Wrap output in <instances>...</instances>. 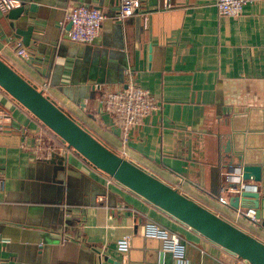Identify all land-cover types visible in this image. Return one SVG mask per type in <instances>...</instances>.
<instances>
[{
    "label": "crops",
    "instance_id": "crops-1",
    "mask_svg": "<svg viewBox=\"0 0 264 264\" xmlns=\"http://www.w3.org/2000/svg\"><path fill=\"white\" fill-rule=\"evenodd\" d=\"M22 2L36 4L40 41L26 45L0 12L1 58L108 147L264 242V225L217 200L226 112L264 106V0L247 3L236 18L218 15L212 0H142L126 19L118 17L121 0ZM80 4L105 14L92 43L69 36V15ZM17 42L28 57L17 55ZM69 60L81 67L103 61L112 73L93 89L84 83L93 72L68 80ZM128 67L160 109L124 140L101 100L125 88ZM0 182L3 264H159L162 253V264H176L161 241L145 236L148 220L182 237L183 264H248L64 148L1 87ZM57 207L77 221L70 234L58 233Z\"/></svg>",
    "mask_w": 264,
    "mask_h": 264
},
{
    "label": "water",
    "instance_id": "water-1",
    "mask_svg": "<svg viewBox=\"0 0 264 264\" xmlns=\"http://www.w3.org/2000/svg\"><path fill=\"white\" fill-rule=\"evenodd\" d=\"M37 12L36 4L21 2L19 7L5 14L15 34L21 36L26 45L31 40L40 41L41 23L32 22L37 19ZM81 64L69 60L67 78L80 82L85 71L93 72L94 77L87 76L84 82H94L93 89L100 88L112 73L103 61L87 67ZM0 87L94 167L248 264H264L263 241L108 147L1 57ZM223 122L228 129L218 137L219 144L224 142L219 167L224 170L228 188L247 182L239 192L229 193L227 205L235 211L253 208L254 223L264 225V106L232 105ZM55 210L59 213L58 233L70 234L69 228L75 227L73 223L77 221L71 217V212L65 213L59 207ZM162 257L163 253L159 254V264Z\"/></svg>",
    "mask_w": 264,
    "mask_h": 264
},
{
    "label": "built area",
    "instance_id": "built-area-1",
    "mask_svg": "<svg viewBox=\"0 0 264 264\" xmlns=\"http://www.w3.org/2000/svg\"><path fill=\"white\" fill-rule=\"evenodd\" d=\"M251 1L212 0L218 15L232 18L238 17L241 14L243 6ZM21 2L22 0H0V12H6L12 8L19 7ZM142 4V0H121L118 9L119 19H126L134 15L135 12L140 10ZM104 18L105 14L103 10L98 7H89L84 4L75 6L69 15V20L72 24L69 32L70 38L73 41L81 43L94 42L99 37ZM15 46L17 55L28 57V53L22 42H17ZM101 101L105 109L113 116L115 123L121 127L124 140L127 139L128 133L132 128L141 124L144 118L160 109L158 102H156V99L150 92L137 85L133 70L130 67L126 70L125 88L104 95ZM67 147V144L64 143V148ZM118 154L125 157L124 153ZM111 179L114 178L111 177ZM224 183L220 187V193L217 197L218 202L224 205L228 203L229 193L239 192L247 185V182H242L238 187L228 188L226 180ZM237 212L244 214L250 221H255V211L253 208L242 210L239 208ZM144 234L146 237L156 238L161 241L162 249L171 253L174 263L183 264L185 244L177 232L155 220H148L144 225ZM238 259L247 263L240 258ZM0 264L3 263L0 262Z\"/></svg>",
    "mask_w": 264,
    "mask_h": 264
},
{
    "label": "rangeland",
    "instance_id": "rangeland-1",
    "mask_svg": "<svg viewBox=\"0 0 264 264\" xmlns=\"http://www.w3.org/2000/svg\"><path fill=\"white\" fill-rule=\"evenodd\" d=\"M214 191H215V193L217 192V188H216V186L214 187ZM245 221H247V220H245Z\"/></svg>",
    "mask_w": 264,
    "mask_h": 264
},
{
    "label": "trees",
    "instance_id": "trees-1",
    "mask_svg": "<svg viewBox=\"0 0 264 264\" xmlns=\"http://www.w3.org/2000/svg\"><path fill=\"white\" fill-rule=\"evenodd\" d=\"M68 113V112H67ZM70 114V113H69ZM47 127V126H46ZM52 131V130H51ZM53 132V131H52Z\"/></svg>",
    "mask_w": 264,
    "mask_h": 264
}]
</instances>
